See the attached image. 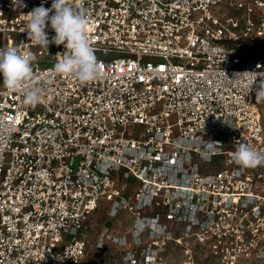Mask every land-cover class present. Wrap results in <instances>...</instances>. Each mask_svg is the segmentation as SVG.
<instances>
[{"label": "built area", "instance_id": "1", "mask_svg": "<svg viewBox=\"0 0 264 264\" xmlns=\"http://www.w3.org/2000/svg\"><path fill=\"white\" fill-rule=\"evenodd\" d=\"M71 2L99 66L87 84L54 72L63 45L25 44L24 15L52 0H0V48L51 78L35 106L0 79V264H87L103 199L127 220L97 234L115 264H264V165L231 158L238 140L264 153V57L238 47L264 44V0Z\"/></svg>", "mask_w": 264, "mask_h": 264}, {"label": "clouds", "instance_id": "2", "mask_svg": "<svg viewBox=\"0 0 264 264\" xmlns=\"http://www.w3.org/2000/svg\"><path fill=\"white\" fill-rule=\"evenodd\" d=\"M19 2L23 7L26 6L22 0ZM13 4L17 7L16 0H13ZM24 16V32L28 40L25 44L46 50L50 44L64 46L62 58L54 65L57 75L75 77L83 84L98 78V61L89 38L90 21L74 7L71 0H52L50 8L44 7L42 3ZM49 26L55 33L51 39L46 31ZM35 59L31 50H22L18 45L0 48V79L3 86L9 92L19 93L22 102L27 106L39 104L42 92L51 83V78L38 81L34 76ZM256 100H264V83L259 85ZM231 158L242 169L264 165V153L250 144L240 143L239 140L236 141Z\"/></svg>", "mask_w": 264, "mask_h": 264}, {"label": "rangeland", "instance_id": "3", "mask_svg": "<svg viewBox=\"0 0 264 264\" xmlns=\"http://www.w3.org/2000/svg\"><path fill=\"white\" fill-rule=\"evenodd\" d=\"M238 47L251 56L264 57V44L260 42H254V44L251 45H240ZM257 103L264 121V100H259ZM130 128L136 129V127L133 126ZM129 181L130 183H135L134 178H131ZM108 208V202L103 199L101 200L99 207L89 217L87 231L89 239L87 264H115L116 258H118L115 246H108L102 251L96 247L97 234L99 233V229L103 224L110 225L111 231L116 234L123 233L125 226L127 225V220L122 214H120L118 218H112L108 216ZM175 256L178 258L179 254H175ZM240 264L260 263L255 259L249 258L242 260Z\"/></svg>", "mask_w": 264, "mask_h": 264}]
</instances>
